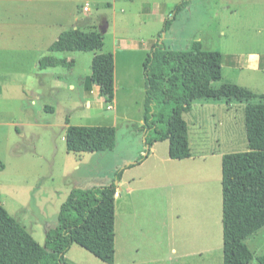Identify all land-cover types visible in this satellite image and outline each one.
<instances>
[{
    "label": "rangeland",
    "instance_id": "374dc122",
    "mask_svg": "<svg viewBox=\"0 0 264 264\" xmlns=\"http://www.w3.org/2000/svg\"><path fill=\"white\" fill-rule=\"evenodd\" d=\"M71 1L0 0V204L43 246L46 232L57 225L60 205L73 189L117 184L116 174L123 170L121 197L116 201L118 261L124 258L135 264H222L220 159L211 154L200 158L192 139V162L202 168L190 169H209L212 174L208 180L210 209L205 215L199 207L193 208V201L200 205V196L185 198L180 192L182 180L169 175L170 169L178 167L169 168L168 162H160L168 158V142L159 143L156 154L141 158L148 155L140 129L145 98L140 71L146 55L117 54L118 68L129 64L134 88L117 87L113 105L99 92L93 99L99 107L89 109L80 88L90 73L92 53L56 54L58 58L71 57L75 64L71 68L35 71L34 36L36 32L47 35L77 25L82 31L101 33L107 51L116 38L127 43L139 40L146 45L159 40L172 51H185L191 43L200 42L204 50L223 55L222 79L212 88L218 89L227 81H241L245 83L243 88L258 95L264 93V75L240 71L232 63L235 54H264V0H189L166 32L164 21L182 0H116L105 6L89 2L88 13L83 11L87 0ZM146 4L151 7L149 12L144 11L148 10ZM76 17L81 22L76 23ZM22 22L27 23L22 26ZM38 48L43 51L40 43ZM86 93L92 96L93 89ZM231 102L197 101L186 115L189 121L199 112L204 117L213 114L217 131L203 133L206 138L201 139L206 152H212V148L217 155L248 150L245 105ZM66 119L73 126L114 125V150L68 153L63 140ZM222 125L235 128L236 138L227 145L216 143L215 136L219 134L220 139L221 131L226 130ZM176 175H182L181 168ZM196 185L198 190L206 189L205 179L199 177ZM245 242L254 256L250 264H259L257 258L264 254V227ZM172 248L176 251L172 252ZM65 261L105 264L77 245L70 247Z\"/></svg>",
    "mask_w": 264,
    "mask_h": 264
},
{
    "label": "trees",
    "instance_id": "16d2710c",
    "mask_svg": "<svg viewBox=\"0 0 264 264\" xmlns=\"http://www.w3.org/2000/svg\"><path fill=\"white\" fill-rule=\"evenodd\" d=\"M188 5L189 0H182L175 6L170 18L164 21L163 32L170 29L176 15ZM103 47L104 38L98 31L65 30L40 58L39 70L74 65V61L56 54L93 53L84 90L89 93L98 87L105 101L112 103L114 56L102 52ZM222 61L221 53L204 50L200 42L191 43L185 51H172L157 40L143 64L145 98L140 129L147 149L168 141L169 158L185 160L191 154L183 114L191 110L195 101L245 103L248 150L228 153L221 159L222 264H250L254 256L245 241L264 227V93L256 95L230 83L212 88L214 82L222 79ZM64 143L66 151L73 154L110 152L116 145V130L109 126L69 125ZM122 172L116 174V181H120ZM116 192L114 183L73 189L60 205L57 225L46 232L43 246L0 204V264H67L65 255L72 245L105 264H113ZM257 261L264 264V254Z\"/></svg>",
    "mask_w": 264,
    "mask_h": 264
},
{
    "label": "crops",
    "instance_id": "0c3cea01",
    "mask_svg": "<svg viewBox=\"0 0 264 264\" xmlns=\"http://www.w3.org/2000/svg\"><path fill=\"white\" fill-rule=\"evenodd\" d=\"M72 1H71V3H72ZM75 1H74V3H75ZM111 1L114 4L116 0H93V1L92 0L91 1L87 0L84 4L85 5L86 4L90 5L89 4V2H90L92 4H95L96 6H101V5L105 6V5H109ZM75 4H77V3H75ZM150 8L148 6V10H147V8H145L144 11L149 12ZM89 12H90V9H89ZM74 21L76 23H79V22H81V19L79 20L76 17L74 19ZM26 23L27 22H22V26H25ZM70 29H79V27L77 25H73ZM65 30H68V29H60L57 32H52L51 34H47V35L43 34V33L40 34L39 32L35 33L34 37L36 38V41H35L36 42V46H35V52H34V59H33L32 69H34L35 71L39 70V60H40V58L47 53V50H48L49 46L54 41H56L58 36H59V34L62 33L63 31H65ZM79 30H81V29H79ZM26 35H28V34H26ZM24 37H26V36H24ZM32 37L33 36H31V38H30L31 42H32V39H33ZM40 40H48V42L47 43H42V42H40ZM115 40H116L115 44L113 42V46L108 51L105 50V41H104V47H103V50H102V52H104V53H112L113 56H114V90L117 87H120V88L123 87V88L132 89V88H134L135 83L132 82L131 73H130L129 69H127V67H130V66H129V64H124L123 68H118V63H117V59H116L117 54L120 53L121 55L129 56V53L130 54L138 53V54H142L144 56L146 55V58H147V56L150 54V52H151V50H152V48L154 46V42H157V40H155L154 42L151 41L147 45L144 44L143 42L139 41V40L134 41V42H130V43L125 42L126 40L125 39H121V38H116ZM39 43H40V45L43 46V51H40V52H39V48H38ZM29 46L31 48L30 43H29ZM30 51H32V50L30 49ZM93 56H94V54L92 53L91 61H92ZM62 59H65L66 61H74V59H72L71 57H64ZM125 63H126V61H125ZM74 64H75V62H74ZM143 64H144V61L142 60V62H141V70L142 71H140V75H141L140 76V86L144 88ZM232 64H233L234 67L239 68L240 71H250V72H253V73H258V74L264 75V54H249V55H246V54H235L234 55V62ZM90 73H91V71H90ZM90 73H89V75H90ZM89 75L85 76L84 80ZM84 80H83V82H84ZM83 82H82V85H81L80 89H81V93H82L84 99L86 100V107H88L89 109H97V107H99V104L97 105V103L94 102L93 99L95 97H98V94H99L98 87H93L92 96H88L87 93H86L87 96H85ZM227 82L236 84V85H238L240 87H244V84H245V83H241V81H239V82L227 81ZM69 88H71V89L73 88V90H74L73 85H70ZM1 93H2V89L0 88V94ZM260 94H263V93H260ZM260 94H258V95H260ZM87 97L89 98V100L86 99ZM203 100L204 101H208V102L209 101H213V100H205V99H201V100H197V101H203ZM197 101H195V102H197ZM114 103H115V93H114V100L112 102V105ZM227 103H232V102L229 101ZM101 104H102V102H101ZM193 104H192L191 110L188 113L193 111ZM205 105H207V104H205ZM244 105H245V103H244ZM228 106H230V105H228ZM201 108H204L203 105L201 106ZM188 113H184L183 114V119L185 120V122L187 124L188 143H189L190 154H191L190 157L188 159H185V160L177 161V160L170 159L169 155H168V158H166V159L161 158L160 162H162V163L168 162V164L170 165L169 168L178 167V168L170 169L169 175H171L174 179H177L179 182H180V180H182V183H183L182 186L183 187L180 190V192H181V194H183L185 196V198H188V197L189 198H196V197L200 196L199 201L201 200L200 201V205L201 206L199 204H196L193 201V203H192L193 204V208L196 209V208L199 207L200 211H202V212L204 211V214L206 215V213H207V215H208V212H209V209H210V201H209L210 197H209V192H208V186H209L208 185V180L209 181L211 180L212 174H211V171L209 169L204 170V171H203V169H198V168H196L193 171H192V169H190V166H200L199 164L192 162V161H195V159L193 158L192 153H191L192 139L194 140L195 146H198V148H199L200 158H207L211 154V157H218V159H220L219 171H221V159H222V156L225 155V154H228L230 152H227V153L222 152V153H219L217 155V154H215L216 150H214V148L211 149L212 152L211 151L210 152H206L204 150L206 148L205 147V141H202L206 137L202 136V134L203 133H208V132L211 133L213 131H217V127H216V125L214 123L215 122L214 121V116L212 114L209 117L208 116L204 117L203 114H201L199 112V113H196L195 115L191 116V118L188 121V119L186 118V115ZM210 118H211V120H210ZM66 120H68V119H66ZM64 124H65V128H67L70 125L69 120H68V123L65 121ZM112 124H115V123H112ZM141 125H143V122H142ZM90 126H93V125H90ZM113 126L114 125H111L109 127H113ZM222 127L224 128L225 125L224 126L222 125ZM222 133H223V135L220 137V139H219V134L217 136H215L216 143H218L220 145H227L228 143H231L232 140L234 141V139L236 138L235 137V128L232 127V126L227 127L226 130H224V131H221V134ZM224 133H226V134H224ZM63 140H64V137H63ZM164 142H168V141H164ZM164 142H159V143H164ZM159 143H155L151 148L148 149V155L145 154L147 156V157L145 156L146 158H148L149 154H151V153H155L156 154L157 147H158ZM168 147H169V144H168ZM200 167L202 168V166H200ZM179 168H181V170H182V175L177 176L176 175V170H178ZM214 170L218 173L217 161H215V163H214ZM199 177H203L205 179V181H206V189H203V188H200L199 190L197 189V185L196 184L198 183V178ZM122 184H123V182H121V180L116 184L117 192L115 194V203H114V212H115L114 213L115 214V225H114V228H115V244H114L115 245V257H114V263L113 264H135V262H133L132 260L125 261V259L122 258L120 261H118V258H117V250H116V201L120 200L121 195L119 193V190L122 189ZM183 195H182V197H183ZM171 251L175 252L176 250H175V248H172Z\"/></svg>",
    "mask_w": 264,
    "mask_h": 264
},
{
    "label": "built area",
    "instance_id": "2783aa9c",
    "mask_svg": "<svg viewBox=\"0 0 264 264\" xmlns=\"http://www.w3.org/2000/svg\"><path fill=\"white\" fill-rule=\"evenodd\" d=\"M83 11H84L85 13H88V12H89V5H88V4H86V5L84 6ZM108 109H112V108H111V107H108Z\"/></svg>",
    "mask_w": 264,
    "mask_h": 264
}]
</instances>
